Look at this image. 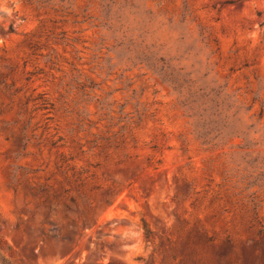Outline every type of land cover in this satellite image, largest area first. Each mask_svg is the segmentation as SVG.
<instances>
[{
  "label": "rangeland",
  "instance_id": "1",
  "mask_svg": "<svg viewBox=\"0 0 264 264\" xmlns=\"http://www.w3.org/2000/svg\"><path fill=\"white\" fill-rule=\"evenodd\" d=\"M0 264H264V0H0Z\"/></svg>",
  "mask_w": 264,
  "mask_h": 264
}]
</instances>
